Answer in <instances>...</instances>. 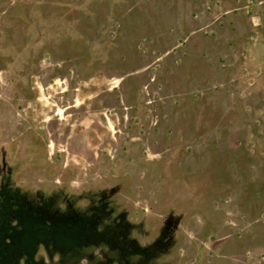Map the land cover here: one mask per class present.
I'll return each mask as SVG.
<instances>
[{"label": "rangeland", "instance_id": "obj_1", "mask_svg": "<svg viewBox=\"0 0 264 264\" xmlns=\"http://www.w3.org/2000/svg\"><path fill=\"white\" fill-rule=\"evenodd\" d=\"M0 264H264V0H0Z\"/></svg>", "mask_w": 264, "mask_h": 264}]
</instances>
